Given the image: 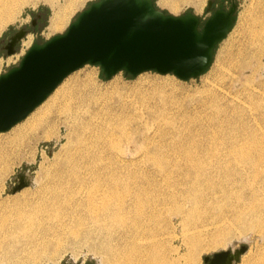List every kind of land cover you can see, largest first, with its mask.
Masks as SVG:
<instances>
[{
    "label": "rangeland",
    "instance_id": "rangeland-1",
    "mask_svg": "<svg viewBox=\"0 0 264 264\" xmlns=\"http://www.w3.org/2000/svg\"><path fill=\"white\" fill-rule=\"evenodd\" d=\"M94 1H77L58 29L50 27L51 20L66 0H39L21 7L16 20L0 32V74L17 65L34 42L65 32ZM172 1L179 2L178 9L172 7L171 0H154L166 13L193 12L203 22L216 8L227 10L232 3L213 0L209 6L210 0ZM235 1L234 26L218 44L211 66L199 77L181 80L173 74L147 71L138 76L118 72L106 79L99 65L87 64L67 76L25 120L0 132L1 138L6 136L62 90H76L89 99L81 109V122L86 126L73 129L79 126L78 121L67 127L64 117L56 115V134L45 139L40 132L38 141L0 176V209L32 212L36 217L34 228L20 232L21 248L26 252L16 257L23 259V264H141L153 251L166 252L170 261L176 258V264H208L205 256L237 251L243 245L247 250L231 264H257L264 256V223L257 230L247 228L243 220L250 214H239L242 206L254 201L264 204V0ZM20 29L26 34L8 55L5 44ZM89 72L95 75L93 85L88 82ZM155 90L167 95L166 99L152 98ZM142 96L155 109H164L166 119H157L147 104L142 105ZM105 110L113 121L104 120ZM120 114L141 115L142 120L132 125L128 146L122 142L113 149L112 134L103 131L111 132L113 123L122 122ZM184 178H202L198 182L201 194L216 201L194 214L195 228L189 234H203V247L195 255L187 248L181 218L171 201L172 191L181 193L186 188ZM112 186L116 189L108 192ZM54 194L58 195L57 204L50 198ZM161 199L170 204L161 209L158 226L149 214L154 204L161 208ZM142 200L149 206L142 211L134 209ZM188 207L181 205L182 210ZM12 223L15 221H8ZM151 223L163 232L155 240L150 236ZM16 226L12 228L18 232ZM34 234L41 241L37 246L29 242ZM45 236L52 240L43 248ZM4 257L0 251V258Z\"/></svg>",
    "mask_w": 264,
    "mask_h": 264
},
{
    "label": "water",
    "instance_id": "water-1",
    "mask_svg": "<svg viewBox=\"0 0 264 264\" xmlns=\"http://www.w3.org/2000/svg\"><path fill=\"white\" fill-rule=\"evenodd\" d=\"M237 10L232 0L229 9L216 8L203 22L193 12L166 13L154 0L92 2L65 32L34 42L17 65L0 74V132L25 120L67 76L87 64L99 65L106 79L118 72L138 76L147 71L181 80L199 77L232 30ZM25 34L20 29L8 38V55ZM246 250L243 245L205 256L204 261L227 264L233 252L231 262Z\"/></svg>",
    "mask_w": 264,
    "mask_h": 264
},
{
    "label": "bare ground",
    "instance_id": "bare-ground-1",
    "mask_svg": "<svg viewBox=\"0 0 264 264\" xmlns=\"http://www.w3.org/2000/svg\"><path fill=\"white\" fill-rule=\"evenodd\" d=\"M38 1L39 0H0V32L2 31V29L7 24H9L10 22H12L13 20H16L15 17L17 15V13H19L21 7H23L24 5H27V4H36V3H39ZM77 1H79V0H66L65 4H63L62 6L58 7L55 10V12L53 14V17H52V20H51V25H50V27L52 29H58V28H60L64 24L69 10L73 7V5H75V3ZM188 1L191 2L193 0H188ZM178 3L179 2H175V1L173 2L171 0L172 7H174V8L179 7L178 6ZM87 78H88L89 84H92L93 85L94 84V81H95V75H94V73L93 72H89L87 74ZM98 93L100 95V92H97V94ZM118 95H120V94L118 93ZM151 95H152V98L153 97H156V98H158V100L160 99L162 101H164L166 99V97H167V95H164L163 93H160L158 90L153 91ZM117 99H118V96H117ZM140 99L141 100H139V99L138 100L141 101L142 105L143 104L144 105L147 104L146 107L148 108V110L151 111V113H153V114L155 113V117L157 119L158 118H160V119H166V116L162 112L164 109L163 110L160 109V108L155 109L154 106L151 105V103H148V102H146L144 100V97L143 96ZM88 100H89L88 97L86 99V98H83L82 96H79L77 94V91L76 90H70V89L69 90H62L53 99H51V101H49V103H47L45 106H43L42 108H40L32 117H30L29 119H27V121H25L24 123H22V124H20V125H18L16 127H14L10 131V133H8L6 136L3 135L2 138L0 137V176H1V174L4 171H7L10 168L12 162H14L15 160H18V159L22 158L23 153H24V151L26 150L27 147H31L32 145H34L35 142L38 141V139L40 138V132L42 133V137L45 138V139H50V138H52V136H54L56 134V132L54 131V127H56L55 126V116L56 115L59 116V117H62V118L64 117V121L63 122H64V125H66L67 127L68 126L69 127L72 126V124H70L71 122L72 123L73 122H77L78 123V121H80L79 126H77L75 124L77 126V127H75L74 126V123H73V126H74L73 129L74 128L75 129H78L79 127H84L83 125H85V122L83 124L81 122L83 120V116H84V115L82 116V114H81L82 113L81 112L82 111L81 109L84 108V107L82 108V106H83L82 104H84ZM89 103H90V101H89ZM166 103H168V102H166ZM88 107H89V104H88ZM94 107H95V105H94ZM110 107H112V106H110ZM158 109L161 110L159 112V114L157 113L158 112L157 111ZM174 115H175V112H174ZM102 116H103L104 120H106V121H108V120L113 121V116L110 114L109 110H105V112H103V115ZM119 116L122 119L121 120L122 122L117 123V124L116 123L115 124L113 123V126H112L113 128H111V132L108 131V130L106 131L105 129L103 131L104 134H106L108 136H110L112 134L111 146L113 147V149L119 148V146L121 145L122 142H124L125 144L127 143V146H128L129 142H131V136H130L129 133H130V130L132 129V125L134 124V122H136L137 120H139L141 118V115L139 116L137 114L132 115V116H129V115H126V114H124V115H121L120 114ZM140 120H142V118ZM57 125H58V123H57ZM77 133H79V130L77 131ZM78 135H76V137ZM76 137H75V140H76ZM97 177H99V176L97 175ZM168 179L170 181H173L175 178H168ZM184 179H185V182L187 183V184L185 183L187 185L186 188L181 193H177V192L172 191L173 193L171 194V196H172L171 197V201H172V203L175 206V210H174L175 211V214L177 216H180V218H181V221L180 222L182 224V227H184V232L183 233H184L185 240L187 241V244H188V247L187 248H189V251H192V255H195V253L199 249H201L203 247V240H202L203 234H196V235L189 234V231L195 228V224L193 222L196 220L195 219L196 216H194V214L197 213L198 211H200L201 209H203L204 207L208 206V205L209 206L213 205V203H215L216 201L215 202H214V200H213V202L210 201V200L208 201L207 198L203 194H201V189H198L199 188L198 187V182L202 178H184ZM227 179H230V181H231V179H233V178H227ZM192 180L194 182V183H192L193 186L191 185V183H190V185L188 184V182H190ZM115 189H116L115 186H112V187H110L108 189V192H113ZM225 190L226 189H224V193H225ZM227 191H228V189H227ZM102 193H103V191H102ZM228 194H229V192H228ZM224 196L226 197V193H225ZM50 198H53V202L55 200V204H57L59 202L58 195L57 194L51 195ZM43 200H45V199H43ZM155 201H157V198H156ZM258 201L252 202L249 206H242L241 209H240V211H239L240 217H248V215L250 214L249 215L250 218H247V219L243 220V225L244 226H247V228L249 227L250 229L257 230V228L260 227V224L261 223H264V204L263 203H260L261 201L260 202H258ZM159 203H161V205H160L161 208L160 209L159 208L157 209L156 206H155V204H154V207L152 206L150 208L151 211H150L149 217H150L151 221L152 220L154 221V222L153 221L152 222L155 223V224L156 223L158 224V222H159V217H160L161 209H163L164 204H166V206H167L168 205L167 203H169V202L165 203V199H161L159 201ZM182 204H187L189 207L186 208L185 210H182L181 209V205ZM43 206H47L45 204V202L43 203ZM148 206H149V204H147L146 201H143L142 200L140 202H136V205L134 206V209H137L139 211L140 210L142 211L145 208H147ZM31 213L18 212V214H17L14 211H10V212L6 213L4 210L0 209V251L5 254V257L3 259L0 258V263L4 262V264H17V263L23 264V262H24L23 259H20V258L18 259L16 257V255L17 254H20V256H21L22 255L21 252L24 250L23 248H21V245L22 244H21V240L20 239L22 237H21L20 232L21 231H24L25 232V231H27V228H34L36 226V224L34 222V220H35L36 217L34 216L33 213H32L33 215ZM253 214L256 215V216H258V217L256 219H252V218H254V217H252ZM161 215H163V214H161ZM108 218H107V220H108ZM112 219H113V216H112ZM144 220H146V219H144ZM8 221L9 222L15 221V223H12V226H11V224L10 225L8 224ZM104 223H103V225H104ZM153 223H151L152 226L150 225L151 227H150L149 230H150V236L152 237V239L155 240L157 238L156 236H159L163 232L159 229V227H156L155 224H153ZM15 225H17L16 226V229L18 230V232L14 231L13 228H12ZM158 226H159V224H158ZM135 234H137V233L135 232ZM166 235H168V234L166 233ZM175 237H176V235L171 236V241ZM38 240H39V238L36 236V234H34V238L29 239V242L34 243V244H36L35 246H37L38 244L41 243V241L38 242ZM51 240L52 239L49 238V237H47V236L43 237L42 242H44V243H42V245L45 244V245H43V248H46L47 245L51 242ZM148 243H149V240H148ZM154 245H156V242H155ZM170 245H172V244L170 243ZM173 250H174V252L176 251L175 248ZM168 252H170V251H168ZM35 253H37V251ZM160 253H164V255L161 256ZM165 253L166 252H160V251H158V252L155 251V253H154V251H153V253H151L150 255H147L146 254L147 256H146L145 259H143V257H142L143 260L140 259V260L143 261L141 264H144V263L145 264H176V262H175L176 261V258H175V260L170 261L168 259L169 257L167 258V256H165ZM233 256H234V252H233L231 258L228 260V263L227 264H230ZM110 257H112V254H111ZM126 259H127V257L125 258V260ZM170 259H172V258H170ZM115 260H116V256H115ZM127 261H129V260H127ZM130 264H137V263L133 262V263H130ZM257 264H264V256L259 259V262Z\"/></svg>",
    "mask_w": 264,
    "mask_h": 264
}]
</instances>
